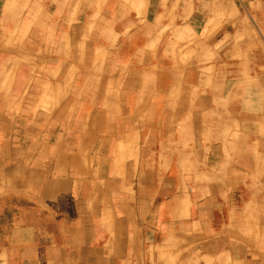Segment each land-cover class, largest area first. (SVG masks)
<instances>
[{
  "label": "crops",
  "instance_id": "obj_1",
  "mask_svg": "<svg viewBox=\"0 0 264 264\" xmlns=\"http://www.w3.org/2000/svg\"><path fill=\"white\" fill-rule=\"evenodd\" d=\"M254 7L255 32L234 0H0V184L48 223L0 264H264Z\"/></svg>",
  "mask_w": 264,
  "mask_h": 264
},
{
  "label": "rangeland",
  "instance_id": "obj_2",
  "mask_svg": "<svg viewBox=\"0 0 264 264\" xmlns=\"http://www.w3.org/2000/svg\"><path fill=\"white\" fill-rule=\"evenodd\" d=\"M259 0H234L236 6L240 11L246 16L248 27L255 32V6H257ZM257 38H262L264 40V32L257 30ZM42 69V68H41ZM158 80H156L157 83ZM157 97V94H155ZM155 96H150L146 103L153 104ZM158 118L160 117V112H157ZM147 118V117H146ZM11 133L13 131V138L18 137L19 132L22 130V127L8 128ZM16 135V136H15ZM15 136V137H14ZM76 145L78 147L76 148ZM176 150L189 151L192 149L193 144L189 142H182L177 144ZM91 146V145H90ZM153 149L154 144L149 145ZM82 148L81 144L70 143L69 150L70 152L79 151ZM128 149L126 144H119L118 152L115 153L116 156H122ZM129 149L139 151L141 149L140 144H130ZM174 150V148H167V150ZM84 157H90V164H87L93 169L95 161L97 160L100 165L101 157H109L112 153V145L110 143H94L90 148H84ZM166 150V149H164ZM149 151V150H148ZM89 160V158H88ZM149 160V159H148ZM171 160H167V164ZM6 187V186H5ZM4 185L0 184V247L3 245H8V238L16 230L29 229L33 228L39 236L41 232L47 230L48 223L46 221V212L42 211L35 204L29 202L25 197H18L13 193L9 194L5 190ZM36 235V238H37ZM0 262H2V254H0Z\"/></svg>",
  "mask_w": 264,
  "mask_h": 264
}]
</instances>
